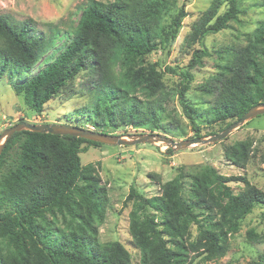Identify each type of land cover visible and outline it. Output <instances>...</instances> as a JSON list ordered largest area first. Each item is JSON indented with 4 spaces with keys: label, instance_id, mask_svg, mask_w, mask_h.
<instances>
[{
    "label": "trees",
    "instance_id": "1",
    "mask_svg": "<svg viewBox=\"0 0 264 264\" xmlns=\"http://www.w3.org/2000/svg\"><path fill=\"white\" fill-rule=\"evenodd\" d=\"M237 1L212 0L193 25L187 41L199 43L201 49L193 51L183 72L187 83L181 96L192 78L190 70L207 55L204 39L237 19ZM224 3L227 10L218 15ZM175 8L174 0H88L70 43L33 75L29 70L51 48L57 32L46 36L30 21L0 15V76L14 77L13 90L40 115L67 82L87 69L96 95L76 116L104 134H108L105 125L138 129L157 123L159 76L153 66H142L140 59L176 37L185 14L179 9L167 24ZM64 34L69 36L68 31ZM209 88L221 131L251 107L264 103V22L247 36V45L233 55ZM137 93L145 99L136 97ZM182 107L190 118L186 106ZM196 136H200L199 128ZM85 143L99 145L29 131L17 132L6 142L0 154V264H131L120 243L97 242L107 194L95 168L80 164ZM249 147L247 142H236L224 148V160L243 169ZM183 179L182 172L177 174L161 186L160 195L149 198L130 188L123 204L132 201L128 232L140 253L139 264L212 261L224 254L228 237L255 206L262 207L264 219V192L245 177H227L206 166L190 177L187 197L182 193ZM231 181L242 183L243 190L234 194L228 186ZM191 226L197 231L194 240ZM246 237L260 241L253 230ZM246 264H264V253Z\"/></svg>",
    "mask_w": 264,
    "mask_h": 264
},
{
    "label": "rangeland",
    "instance_id": "2",
    "mask_svg": "<svg viewBox=\"0 0 264 264\" xmlns=\"http://www.w3.org/2000/svg\"><path fill=\"white\" fill-rule=\"evenodd\" d=\"M88 0H0V15L11 19L30 21L38 32L50 35L57 32L53 45L38 63L29 70L33 75L52 62L72 39L81 8ZM110 2L112 0H97ZM176 8L166 18L170 23L173 15L182 9L185 16L176 37L168 45L140 59L142 66H153L159 76L160 89L158 103L161 105L157 123L142 128L127 126L111 127L105 125L106 133L132 137L135 135L160 134L174 142L209 137L221 131L213 112L214 95L210 93L213 78L223 72L233 60V55L247 45V36L260 23L264 22V0H238L240 13L228 28L216 34H209L203 41L207 55L202 64L190 70L192 75L188 89L181 96L182 86L187 83L183 72L191 60L192 53L201 49L199 43L187 41L193 25L208 9L212 0H174ZM224 3L218 15L227 10ZM68 31L69 36L64 33ZM118 72V68L116 69ZM14 77L0 76V134L20 121L29 124H62L99 132V128L90 126L83 117L76 116L82 107L90 106L96 91L87 69H82L72 80L61 88L59 93L49 100L40 115L33 113L25 104L23 95L13 90ZM136 97L144 100L139 93ZM264 104V103H263ZM186 106L190 118L183 110ZM199 128L200 136H196ZM211 134V135H208ZM236 142H247L249 158L243 169L224 160L223 150ZM80 164L84 168L92 165L106 186L107 200L104 219L97 225V242L100 244L118 242L128 252L130 263L139 264L140 253L132 243L128 232V214L132 201L124 205L131 187L149 198L160 195L161 186L183 173L182 193H189L190 177L206 166L214 167L218 173L227 177H245L248 182L264 192V115L258 116L234 130L227 138L216 144L195 146L183 150H172L164 143L139 144L135 146H109L82 144L79 153ZM234 194L243 190V184L229 182ZM262 207L255 206L239 224L238 231L228 237L225 252L212 261H200L192 264H246L256 261L264 253V219L260 214ZM158 219V215L156 216ZM62 221V220H60ZM253 230L259 242L249 240L246 234ZM191 240L197 236L195 226L190 227ZM168 247L172 245L168 244Z\"/></svg>",
    "mask_w": 264,
    "mask_h": 264
},
{
    "label": "water",
    "instance_id": "3",
    "mask_svg": "<svg viewBox=\"0 0 264 264\" xmlns=\"http://www.w3.org/2000/svg\"><path fill=\"white\" fill-rule=\"evenodd\" d=\"M264 115V104H259L251 107L247 110L237 121L232 123L222 132L209 136L200 137L190 140H184L174 142L172 139L162 136L160 134H147V135H135L132 137H124L120 135H111L96 132L90 129L79 128L70 125L62 124H29L24 121H20L14 126L5 129L0 134V154L6 144V142L17 132L29 131L37 134H50L56 136H70L74 138H80L95 143L109 145V146H135L139 144H153L164 143L172 150H183L195 146H207L216 144L227 138L234 130L238 129L246 122Z\"/></svg>",
    "mask_w": 264,
    "mask_h": 264
}]
</instances>
